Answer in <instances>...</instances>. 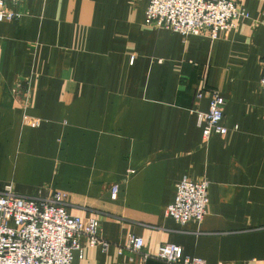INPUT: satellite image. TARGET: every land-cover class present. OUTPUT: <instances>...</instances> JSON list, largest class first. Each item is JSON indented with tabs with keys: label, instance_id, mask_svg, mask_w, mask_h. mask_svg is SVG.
Here are the masks:
<instances>
[{
	"label": "crops",
	"instance_id": "1",
	"mask_svg": "<svg viewBox=\"0 0 264 264\" xmlns=\"http://www.w3.org/2000/svg\"><path fill=\"white\" fill-rule=\"evenodd\" d=\"M234 1L249 18L214 41L147 26L148 0L6 3L20 17L0 22V190L64 192L70 215L99 219L112 245L83 242L74 264H164L120 253L130 235L148 254L264 264V0ZM203 87L229 129L208 141ZM183 178L210 183L201 224L166 214Z\"/></svg>",
	"mask_w": 264,
	"mask_h": 264
},
{
	"label": "built area",
	"instance_id": "2",
	"mask_svg": "<svg viewBox=\"0 0 264 264\" xmlns=\"http://www.w3.org/2000/svg\"><path fill=\"white\" fill-rule=\"evenodd\" d=\"M0 0V22H12L20 14L6 8ZM145 23L147 26L166 29L184 37L207 35L217 40L221 33L229 34L241 18L249 14L234 0H148ZM260 85L264 90V58ZM208 95L206 112L197 114V125L208 141L214 134L226 135L229 129L223 124L225 100L217 90L205 87L197 99ZM41 127L43 122L36 120ZM236 130V128H235ZM134 174L133 171L129 172ZM207 180L198 182L183 178L177 184L175 200L166 214L177 224L190 222L201 224L209 204ZM119 187L112 186L111 197L117 199ZM68 196L53 192L48 196H22L11 184L0 190V264H74L75 254H83L84 243L106 251L112 242L102 235L101 222L97 218L84 219L67 211ZM144 239L130 235L119 252L125 250L140 254L143 260H155L164 264H206L198 257L184 254L182 247L165 244L156 254L144 253Z\"/></svg>",
	"mask_w": 264,
	"mask_h": 264
}]
</instances>
